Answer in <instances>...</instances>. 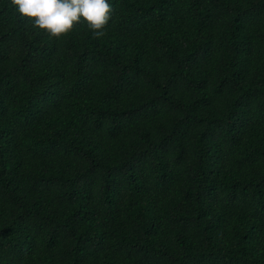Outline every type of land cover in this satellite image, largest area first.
<instances>
[{
	"label": "trees",
	"instance_id": "obj_1",
	"mask_svg": "<svg viewBox=\"0 0 264 264\" xmlns=\"http://www.w3.org/2000/svg\"><path fill=\"white\" fill-rule=\"evenodd\" d=\"M108 3L0 0V264H264V0Z\"/></svg>",
	"mask_w": 264,
	"mask_h": 264
},
{
	"label": "clouds",
	"instance_id": "obj_2",
	"mask_svg": "<svg viewBox=\"0 0 264 264\" xmlns=\"http://www.w3.org/2000/svg\"><path fill=\"white\" fill-rule=\"evenodd\" d=\"M11 4L22 18L58 40L81 22L100 38L112 13L108 0H11Z\"/></svg>",
	"mask_w": 264,
	"mask_h": 264
}]
</instances>
